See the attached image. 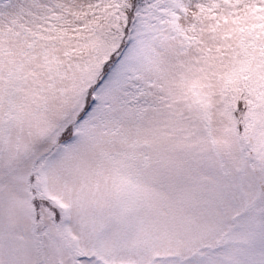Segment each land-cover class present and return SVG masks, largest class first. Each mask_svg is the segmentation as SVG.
I'll return each instance as SVG.
<instances>
[{"label":"snow or ice","instance_id":"6c2138e0","mask_svg":"<svg viewBox=\"0 0 264 264\" xmlns=\"http://www.w3.org/2000/svg\"><path fill=\"white\" fill-rule=\"evenodd\" d=\"M0 264H264V0H0Z\"/></svg>","mask_w":264,"mask_h":264}]
</instances>
